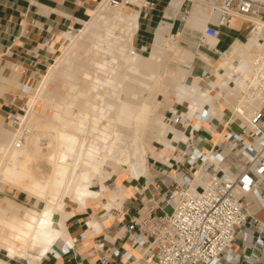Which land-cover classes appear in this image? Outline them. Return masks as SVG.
I'll use <instances>...</instances> for the list:
<instances>
[{
	"label": "crops",
	"instance_id": "obj_1",
	"mask_svg": "<svg viewBox=\"0 0 264 264\" xmlns=\"http://www.w3.org/2000/svg\"><path fill=\"white\" fill-rule=\"evenodd\" d=\"M192 1L189 18L180 20L178 16L182 0H129L134 9L126 14L121 7L108 5L107 0H0V117L4 118L8 112L16 111L22 100L29 103L48 69L53 66L41 98L89 113L93 118L89 127L92 137L90 142L94 147H102L100 153L83 160L81 167V171L87 173L88 189L95 194H74L71 187L65 199L68 198L73 204L72 210L66 206L64 210L50 207L26 192L9 190L4 187V183L0 185V264H123V259L112 255L113 250H127L136 257L138 252L132 250L126 240L121 229L122 223L126 224L138 216L153 201L158 202L159 198L154 197L156 191L150 185L152 179L161 180L163 191L172 188L173 171L165 158L174 160L178 150L185 148L189 140L203 150H210L213 146L215 149L218 147V150L222 148L227 160H224L221 167L232 168L234 156L223 147L221 133H225L228 126L226 120L241 100L243 89L234 78L244 74L238 65L253 49L254 39L250 28H255V24L247 27L246 20L233 17L228 25L220 28L217 40L207 39L201 43L202 36L197 39V34H203L202 27L206 23L216 22L218 17L213 16L218 12H211L200 0ZM121 5L128 8L127 5ZM68 28L77 33L73 35V31L69 32ZM103 29L106 35L100 33ZM115 29L119 30V35ZM73 40L74 43L66 51V46L69 47ZM95 40L115 45L135 72L159 74L158 61L161 59L163 69L169 72L165 83L173 87L170 94L163 95L168 98L172 94L173 102L184 104V113L191 118L189 126L182 128L179 125H167L160 115H155L157 122L152 125V129L156 133L157 154L148 166L145 164L141 167L143 158L139 156L130 165L131 170L121 168L120 165L130 164L128 151L122 148V153L106 161L103 149L117 127L120 128L119 140H122L123 129L129 130L133 125L134 132L138 133L141 128L150 126L155 107L153 104L152 110L151 101H134L135 93L129 87L128 96L121 98L120 90L113 91L114 96L108 94L109 98L93 113L85 109L92 107L91 95L77 99V105L73 108V98L69 99L60 93L59 98L54 99L46 93L55 77L61 78L71 88L75 86L68 80L88 82L77 75L81 70L85 71L86 67L76 63L74 65V60L79 48L88 49L90 42ZM151 40L146 56L133 50L146 52ZM183 40L191 43L194 55L180 49L179 41ZM59 51L62 52L60 55ZM166 59L187 67L186 72L167 67ZM108 63L104 61L101 67L105 69ZM190 71L199 78L186 82V73ZM203 71L207 72L205 80L201 77ZM158 78H161L160 74ZM201 80L205 83L203 89L200 86ZM152 84L148 82L145 86L150 89ZM94 85L98 88L115 86L110 79L99 77L95 79ZM49 91L53 93L51 89ZM163 111L168 112L169 108L163 107ZM201 111L210 116L211 120L198 121L194 116ZM197 126L199 129L195 130ZM229 127L235 125L230 124ZM12 133L0 127V150L10 141ZM150 151L153 152V146ZM141 153L145 154L146 150ZM196 167L192 166L189 170L195 173ZM118 169H121L119 173ZM80 178L81 172L75 175L73 183H78ZM110 178L114 181L113 188L105 183V179ZM95 181L99 185L98 189L92 188ZM134 187L139 190L133 192ZM256 191L261 202L252 191L244 193L242 199L252 215L264 222V182L257 185ZM40 201L43 204L39 207ZM112 203L120 207V213L107 211ZM41 216L46 218L43 224L39 220ZM242 232L247 233L248 240L244 241L240 235L231 245V253L237 254L238 258L224 264H264V252L254 250L257 236L263 237L264 232L255 231L251 221L241 227ZM68 245L73 248L69 249ZM254 253L260 256L259 261L252 259ZM244 256L249 258L244 259Z\"/></svg>",
	"mask_w": 264,
	"mask_h": 264
},
{
	"label": "built area",
	"instance_id": "obj_2",
	"mask_svg": "<svg viewBox=\"0 0 264 264\" xmlns=\"http://www.w3.org/2000/svg\"><path fill=\"white\" fill-rule=\"evenodd\" d=\"M211 11L218 12L216 22L206 23L203 27L201 43L207 39H218L221 27L228 25L233 17H239L252 25L250 16L264 21V0H207ZM192 0H182L180 20H185L191 9ZM109 5L120 3L132 5L129 0H108ZM148 4V2H146ZM69 32L74 31L68 28ZM263 42L262 38H259ZM46 44V42H44ZM252 79L246 83L243 98L257 94L264 98V48H258L251 58ZM203 80L207 72L203 71ZM230 84H234L233 81ZM241 105L230 112L226 120L227 129L221 133L223 147L229 149L234 156L230 169H224L221 164L227 157L214 146L210 150L198 148L188 141L185 148L178 150L174 160L170 162L173 171L172 188L162 190L159 178L150 181L155 189L154 197L158 202L148 206L138 216L131 218L128 223H122L121 229L132 250L138 252L136 257L127 250L112 251L114 257L124 260L123 264H224L236 260L237 254L231 253V245L240 235L248 240L247 233H241V227L248 221L258 233L264 232V222L256 219L242 199L247 191H252L261 202L256 188L264 182V102L253 110L245 120ZM29 110L27 101L22 100L16 111L8 112L5 116L6 126L16 135L17 145L28 134L22 129L17 136L23 116ZM198 121H210L211 117L205 112H197L194 116ZM167 125L189 126L191 118L177 109L170 110L163 116ZM235 127H229V125ZM198 130L199 127H195ZM197 166L192 173L189 168ZM235 170V171H234ZM203 171L207 174L204 184H196L193 190L191 182L195 174ZM180 173V175H177ZM139 188L134 187L133 192ZM163 191V192H162ZM111 211L118 212L113 207ZM72 249V245H68ZM254 250L264 252V236L258 235ZM252 259L260 260L258 253L252 254ZM249 257L244 256V259ZM145 262H140V260ZM102 259V263H104ZM264 262V259H263Z\"/></svg>",
	"mask_w": 264,
	"mask_h": 264
},
{
	"label": "bare ground",
	"instance_id": "obj_3",
	"mask_svg": "<svg viewBox=\"0 0 264 264\" xmlns=\"http://www.w3.org/2000/svg\"><path fill=\"white\" fill-rule=\"evenodd\" d=\"M200 1L211 10V5L207 0ZM106 3L109 5L108 0ZM121 4L123 3L118 5ZM190 14L191 9L185 20L189 18ZM250 19L255 24V28H250L254 46L247 57L238 65V68L244 74H239L234 78V81H237L238 86L243 90L246 88V83L252 79V55L258 48H264V21L258 18ZM259 38H262L263 42H260ZM74 41L71 42L69 47L66 46V51ZM52 69L53 66L49 68L36 94L28 103L29 110L23 116L17 136L20 135L22 129H27L29 133L23 136V140L18 145L16 135L12 133L9 137L10 141L0 150V182L26 192L28 195L38 198V200H43L50 207L55 206L64 210L66 206L65 197L71 187L74 194H84L86 192L92 195L95 194L88 189L87 173L82 172L81 167L83 166V160L90 155L100 153L102 147L92 146L85 134L86 130L89 132L93 119L89 113L53 104L41 98V92ZM243 90L241 100L236 106L241 105L243 107L244 115L241 116L245 120L246 116L263 104L264 98L254 94L245 99L243 98ZM41 101L42 103H39ZM41 106L43 109L38 112V108ZM117 109L119 110V108ZM119 129L118 127L114 129L113 135L105 147L104 160H111L122 153L124 149L117 144L120 137ZM80 172V181L74 184V177ZM206 176L207 174L203 171L195 174L190 190H193L196 184H204ZM113 207L120 208L117 204L112 203L107 211L111 213ZM39 220L42 224L46 222L44 216H41Z\"/></svg>",
	"mask_w": 264,
	"mask_h": 264
},
{
	"label": "rangeland",
	"instance_id": "obj_4",
	"mask_svg": "<svg viewBox=\"0 0 264 264\" xmlns=\"http://www.w3.org/2000/svg\"><path fill=\"white\" fill-rule=\"evenodd\" d=\"M128 8L122 5H118L116 7H121L123 13H128L131 9H134L132 5H127ZM214 18L218 17V14L215 13L213 16ZM90 19V18H89ZM183 25V24H182ZM181 25V27H182ZM83 27V26H82ZM77 33L76 30L72 32L73 35ZM100 33L102 35H106V31L100 30ZM115 33L119 35V30L115 29ZM202 36V33L197 34V39ZM94 36L91 38L93 39ZM133 40V36H132ZM121 42L126 43L127 40H122ZM152 40L150 44L148 45L147 51L144 53H141L133 48L135 52L142 56H146L150 50ZM191 43L188 41H179V47L182 50L190 51L195 54V51L193 48H191ZM62 48V47H61ZM62 52L59 51L58 55H60ZM221 56V55H220ZM220 59H217L219 61ZM74 65L76 64H81L84 67H86V70H81L78 72L79 77H84L88 82L87 83H81L78 80H68L71 81L74 84V88H71L68 86L67 83H65L61 78L55 77L52 79L50 84V89L53 91L47 90V95H49L51 98L57 99L60 96V93L65 95L67 98H73L74 99V105L73 108L77 105L75 101L77 99H81L82 97H85V95H91V104L92 107H86L85 109H89L91 112H95L96 108L99 107L103 101L108 99V94L113 95V91L120 90L119 96L121 98H125L129 94V87H131L134 91V96L133 100H145L146 101H151L152 102V110H153V104H155L154 107V112L151 115V125L150 126H145L140 129L138 133H135L131 125V129H123L122 131V136L123 139L119 140L117 144L121 146L122 148H125L128 153L130 154V164L129 165H120L121 168L125 169H132L130 165L134 163V160L139 158L141 156L143 158L141 167L149 165L150 162L154 161L153 159L156 157V150L155 147L157 146L156 142V133L152 129V125L156 124L157 119H155L156 116H161L162 120L164 115H167V113L170 110L177 109L178 112H184L186 111V107L182 103H175L173 102L174 96L171 94L168 98H166L163 94H170L173 91V87L169 86L165 83L168 77V71L163 69L162 61L159 59L158 61V73L161 75V78H158L159 74H154L151 72V74H147L146 72H135L130 68L129 62L127 58H125L116 48L115 45H107L105 42L101 40H95L90 42L89 48L84 49V48H79L75 55V60H74ZM104 61L109 62L108 64H105V69L101 67V64H104ZM216 61V63H217ZM215 63V64H216ZM166 66L178 71V72H186L187 67L183 65H179L178 63L166 59ZM48 69V68H47ZM45 69L44 71H46ZM71 69L73 70L74 67L72 65ZM49 70V69H48ZM43 72V71H42ZM40 72V73H42ZM40 74L36 76L35 80L39 78ZM99 78H104V79H110L115 86H109V87H100L98 88L95 86V79ZM154 78H156V81H154ZM199 76L193 71H190L189 73H186V82H190L192 79H198ZM148 82H152L153 84L151 85L150 89L146 88V84ZM204 82L201 80L200 81V86L203 89L204 87ZM47 89V88H46ZM84 90V92H83ZM35 92L33 93V95ZM114 96V95H113ZM159 101V103H158ZM39 103H42L39 102ZM157 103V104H156ZM163 107L169 108L168 112L163 111ZM42 106L38 108V112L42 111ZM6 120L5 117H0V127L5 128L9 130V128L6 126ZM165 122V121H164ZM85 134L88 136L89 140L92 139L90 136L89 132L86 130ZM136 139V140H134ZM153 146V152L150 151V147ZM146 150L145 154H142V150ZM104 151V149H103ZM110 161V160H106ZM138 167V166H137ZM106 169L110 168L108 166H105ZM139 168V167H138ZM121 169H118V173L120 172ZM105 183L109 188H113L114 186V181L113 179H105ZM0 185H2V182H0ZM5 188L9 190H13L16 188L15 187H10L7 184L4 186ZM93 189H98L99 185L97 181L92 185ZM33 198V197H32ZM35 200V198H33ZM67 202L66 208L68 210H72L73 204L69 201L68 198L65 199ZM104 201V199H103ZM39 207L43 204L41 201L38 203Z\"/></svg>",
	"mask_w": 264,
	"mask_h": 264
}]
</instances>
